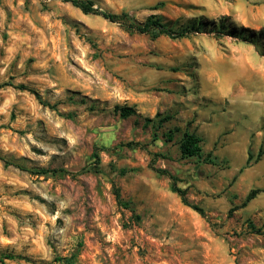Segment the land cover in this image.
<instances>
[{"label":"rangeland","instance_id":"374dc122","mask_svg":"<svg viewBox=\"0 0 264 264\" xmlns=\"http://www.w3.org/2000/svg\"><path fill=\"white\" fill-rule=\"evenodd\" d=\"M92 1L194 30L0 0V264H264V0ZM184 130L214 163L181 157Z\"/></svg>","mask_w":264,"mask_h":264},{"label":"trees","instance_id":"16d2710c","mask_svg":"<svg viewBox=\"0 0 264 264\" xmlns=\"http://www.w3.org/2000/svg\"><path fill=\"white\" fill-rule=\"evenodd\" d=\"M64 1L70 2V4L77 7L83 13L99 15L109 21L117 22L121 27H123L126 30L134 31L137 33L150 34L152 37H156L158 35H166L169 38L177 39V38H181V37H184L190 34V32L194 30L193 27L173 29L169 27L168 24L164 23L158 15H154V14L149 15L146 18V20L142 23L132 22L126 13L115 14V13L102 10L99 7L95 6L92 0H64ZM39 101L42 104L48 105V103H46L45 101H42V100H39ZM132 112H133V109L131 107L125 106L121 108L122 117H126L130 115ZM166 119H168V117L164 118L163 120L165 121ZM163 120H160V123H162ZM175 131H178V128L166 130L162 133V137L166 141H171L174 138ZM200 141H201V138L198 135H196L194 132H191L189 130H184L181 133V136L178 140V147H179L181 157L182 158L196 157V158H199L202 162L214 163V161L209 156L202 157ZM92 157L94 158V161H93L94 165H99L100 158L96 151L92 153ZM3 161L5 164L8 163L7 160H3ZM16 165L20 168H23L21 165H18V164ZM27 170L33 174H54L59 171L71 173V174L76 173V172H72L64 168L39 167V168H27ZM155 170L158 173L168 175L171 178V183H170L169 188L172 192H176L179 195L183 204L189 206L190 208L197 211L201 215L204 214L203 209L199 205L192 203L187 199L185 189L180 188L176 185V179L174 176L170 175L169 172L164 168H157ZM124 172H125L124 169L120 170V173H124ZM258 191H259L258 188L251 189L246 195L241 205L244 206L250 199H252L256 195ZM4 257H10V256H4ZM56 259L64 260L67 262L70 261L69 258H65V257H62V258L57 257Z\"/></svg>","mask_w":264,"mask_h":264}]
</instances>
